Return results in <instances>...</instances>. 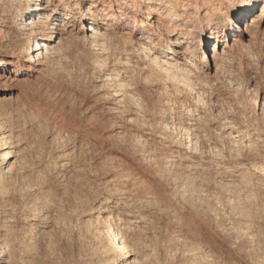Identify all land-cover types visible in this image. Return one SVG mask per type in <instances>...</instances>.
Returning a JSON list of instances; mask_svg holds the SVG:
<instances>
[{
    "label": "clouds",
    "instance_id": "1",
    "mask_svg": "<svg viewBox=\"0 0 264 264\" xmlns=\"http://www.w3.org/2000/svg\"><path fill=\"white\" fill-rule=\"evenodd\" d=\"M205 5L221 43L255 34L215 56L214 72L184 47L188 9ZM258 21L260 0H0V63L29 77L0 102V264H144L161 221L203 222L253 180L264 221ZM180 55L195 70L177 79ZM258 236L249 250L217 233L178 264H264V223Z\"/></svg>",
    "mask_w": 264,
    "mask_h": 264
},
{
    "label": "bare ground",
    "instance_id": "2",
    "mask_svg": "<svg viewBox=\"0 0 264 264\" xmlns=\"http://www.w3.org/2000/svg\"><path fill=\"white\" fill-rule=\"evenodd\" d=\"M260 3L261 7H264V0H260ZM205 11H207V5L201 8L199 13H197L195 9H188V12L193 16H198V19L192 20L188 24L190 34L188 36V40L185 41L184 47L190 46L195 49L194 53L189 56V59L195 68L201 67L198 60L207 59L209 64L212 65L214 72L215 56L219 55L223 57L225 53H230L237 44H249L255 34L246 33L244 36L229 35L227 43H221L220 35L212 31V24L210 22H206L204 18ZM259 11V7L255 9L256 16H254L253 19L259 16ZM85 23L87 24V21H85ZM181 23L183 22L181 21ZM257 27H259L260 30H264V22L258 21ZM181 39H183V37H181ZM0 59L3 58L0 57ZM174 59L177 61V71L175 73L177 79H182L185 74L192 73L195 70L192 66L186 64L183 55L177 56ZM228 59H231V56H229ZM221 62L224 63L227 68V61L222 60ZM28 79L29 77L23 72H19L18 74V69L14 63H0V92L4 91V89H2L3 86H9L12 89V95H21L25 87L22 82ZM255 85L256 81L252 80L247 83L245 87L246 89H252ZM180 87H184V84H181ZM169 88H172L171 82L169 83ZM251 96L252 92L248 91V97ZM34 102L37 107L42 106V101L39 99H36ZM85 103L87 104L89 101H85ZM240 104L243 105L244 101H240ZM66 107L70 108L71 104ZM96 107L99 109L101 105L98 104ZM261 109H264V88L259 90L258 99L256 100V112L259 113ZM246 115L247 113L242 109L241 118ZM68 118L72 119L71 116ZM61 135H63V133H61ZM79 139L80 138L78 136L77 143H79ZM194 139L195 137H193V140ZM189 142L190 141H185V143ZM234 147L237 152L240 151L239 145H234ZM108 155L111 162L115 159L117 160V158L121 159L120 157H122L115 149L111 150ZM124 183L131 186L130 181H125ZM247 183L249 184L247 189L242 188L234 193L229 190V193L226 195V199L221 201V207L212 205L203 222H197L194 225L189 224L186 227L176 229L175 227L166 226L165 223L161 221L160 231L151 234L154 237H159L158 244L155 246L148 245L145 249L144 255L141 257L144 264H178L181 260L188 261L193 256H199L200 253L197 251L198 248L202 247L210 239H213L217 233L228 235L236 245H238L237 243L239 241L232 238L234 234L240 236L243 241L250 239L249 250L255 249L257 247L258 239L255 240L256 235L251 230L255 233L256 231L258 232L264 221H261L258 210L260 203L258 192L255 188L251 187L254 180ZM225 204L227 205L226 207L223 206ZM239 205H246L247 210L245 211L243 207ZM253 208L257 209L255 214H253ZM164 210V206L161 205L160 211L163 212ZM237 236L235 237L237 238ZM135 258V254H130L127 257V260L131 261Z\"/></svg>",
    "mask_w": 264,
    "mask_h": 264
},
{
    "label": "rangeland",
    "instance_id": "3",
    "mask_svg": "<svg viewBox=\"0 0 264 264\" xmlns=\"http://www.w3.org/2000/svg\"><path fill=\"white\" fill-rule=\"evenodd\" d=\"M2 89H4V91L3 92H0V102H2V101H5V100H16V98L18 97V96H20V95H18L17 96V94H11V91H12V89H11V87H9V86H7V87H2ZM12 97H14V98H12ZM16 97V98H15ZM121 156V155H120ZM121 159H122V157H120ZM118 159L119 158H117V160L115 159L113 162H115V161H118ZM121 159H119V160H121ZM256 236H255V240L256 239H258L259 240V237H258V232L256 231V233L253 231V230H251ZM235 236H237L236 234H234L233 236H232V238L234 239V240H238L237 242V247H241V246H248V249L250 248L249 246H250V239H247V240H245V241H243V239L240 237V236H237V238L235 237ZM242 240V241H241ZM242 242V243H241ZM244 242V243H243ZM242 244V245H241ZM245 244V245H244ZM243 255V254H242ZM248 261H249V263H248ZM242 264H250V260H248V259H245V260H243L242 261Z\"/></svg>",
    "mask_w": 264,
    "mask_h": 264
}]
</instances>
